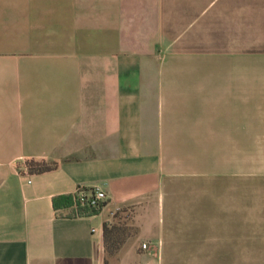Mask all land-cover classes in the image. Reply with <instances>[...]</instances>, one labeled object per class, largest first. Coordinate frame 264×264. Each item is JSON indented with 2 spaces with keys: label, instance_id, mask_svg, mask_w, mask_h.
Returning a JSON list of instances; mask_svg holds the SVG:
<instances>
[{
  "label": "crops",
  "instance_id": "1",
  "mask_svg": "<svg viewBox=\"0 0 264 264\" xmlns=\"http://www.w3.org/2000/svg\"><path fill=\"white\" fill-rule=\"evenodd\" d=\"M257 181L264 0H0V264L221 259Z\"/></svg>",
  "mask_w": 264,
  "mask_h": 264
},
{
  "label": "rangeland",
  "instance_id": "2",
  "mask_svg": "<svg viewBox=\"0 0 264 264\" xmlns=\"http://www.w3.org/2000/svg\"><path fill=\"white\" fill-rule=\"evenodd\" d=\"M244 197H241L243 200ZM256 205V228L254 237H250L249 244H230L225 243L223 258L221 259H183V244L174 245L179 252H173L171 255L177 256L175 259H168L166 264H264V212L258 209L264 208V182L257 181L256 195L250 197ZM247 200V198H246ZM241 232L243 229H225V240L235 238L238 235L227 234L229 232ZM245 230V229H244ZM242 239V238H241ZM253 241V242H252ZM233 247L235 252H230L228 248Z\"/></svg>",
  "mask_w": 264,
  "mask_h": 264
},
{
  "label": "trees",
  "instance_id": "3",
  "mask_svg": "<svg viewBox=\"0 0 264 264\" xmlns=\"http://www.w3.org/2000/svg\"><path fill=\"white\" fill-rule=\"evenodd\" d=\"M38 169L42 171L49 169V167L43 165V166H39ZM73 205L74 204H72V206ZM100 209L101 208H96V207H83L80 209L79 208L74 209L73 212L77 216H82V215L96 214L99 212ZM104 233H105L106 247L109 252H115L122 246L126 236L125 229H120L107 222L104 225Z\"/></svg>",
  "mask_w": 264,
  "mask_h": 264
},
{
  "label": "built area",
  "instance_id": "4",
  "mask_svg": "<svg viewBox=\"0 0 264 264\" xmlns=\"http://www.w3.org/2000/svg\"><path fill=\"white\" fill-rule=\"evenodd\" d=\"M107 200L106 192L100 187L79 188L75 191L73 197V208L80 209L83 207L102 208ZM143 248H148L147 243L142 244Z\"/></svg>",
  "mask_w": 264,
  "mask_h": 264
}]
</instances>
